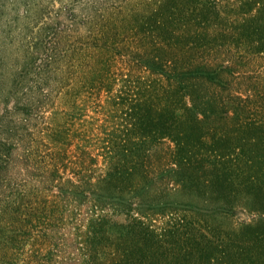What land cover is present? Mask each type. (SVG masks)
Here are the masks:
<instances>
[{"label":"trees","instance_id":"16d2710c","mask_svg":"<svg viewBox=\"0 0 264 264\" xmlns=\"http://www.w3.org/2000/svg\"><path fill=\"white\" fill-rule=\"evenodd\" d=\"M101 2L0 82V264H264V0Z\"/></svg>","mask_w":264,"mask_h":264},{"label":"rangeland","instance_id":"374dc122","mask_svg":"<svg viewBox=\"0 0 264 264\" xmlns=\"http://www.w3.org/2000/svg\"><path fill=\"white\" fill-rule=\"evenodd\" d=\"M138 1V0H137ZM136 0H102L101 13H105L109 9L116 13L113 18H121L128 13V9L131 8ZM83 2V0H82ZM74 8L78 14L79 11L76 7H73L72 0H0V82L4 81L9 75L10 71H13L14 66L17 63L19 50L30 44L39 42L40 40H46L47 36V23L49 22V16H53L54 12L62 11L64 7ZM109 10V11H110ZM121 13H118V12ZM51 13V14H50ZM104 14V15H105ZM51 19H54L50 17ZM256 66L253 68L252 74L254 79L264 81V55L254 59ZM0 83V87H1ZM101 105L107 106L108 96L107 93L100 94ZM81 97V96H80ZM78 98V99H77ZM65 99L68 96L64 95L63 98L55 100V105L58 110L73 112L71 103H66ZM96 100V99H95ZM258 110L264 112V98L258 99ZM80 101V102H79ZM76 105H82L83 99H79L76 96ZM84 103L86 105H84ZM79 107L80 113L88 116H95L98 100L91 101L85 96V102ZM75 105V104H74ZM256 105V104H255ZM253 106L256 108V106ZM84 106V107H83ZM48 114V113H47ZM46 114V115H47ZM87 118V117H86ZM117 121V118H116ZM168 144H173L165 140ZM260 213L247 210V208L238 207L235 212L229 218L223 219H211L213 224H222L224 227L228 226L230 222L236 224L249 222L252 219L258 218Z\"/></svg>","mask_w":264,"mask_h":264}]
</instances>
